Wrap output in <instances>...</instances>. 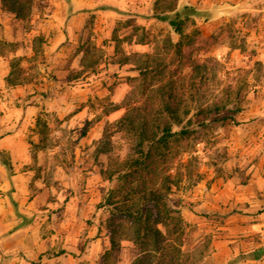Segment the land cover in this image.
I'll use <instances>...</instances> for the list:
<instances>
[{
    "label": "rangeland",
    "instance_id": "rangeland-1",
    "mask_svg": "<svg viewBox=\"0 0 264 264\" xmlns=\"http://www.w3.org/2000/svg\"><path fill=\"white\" fill-rule=\"evenodd\" d=\"M31 3L30 16L20 22L21 40L0 41L7 69L10 58L26 57L19 66L28 80L13 87L6 86L4 78L0 82V118L32 114L30 123H19L21 132L10 144L19 151L0 149V196L6 198L0 239L24 227L47 244L39 257L53 258L54 264H131L138 248L122 239L111 249L104 229L108 213L98 204L117 184L107 178L106 170L131 154L132 137L114 131L109 151L99 155L94 151L107 125L127 108L154 97L151 90L142 92L137 61L144 53H158L170 61L167 39L174 43L179 36L153 15V0ZM184 4L178 2L179 7ZM237 16L234 22L209 29L198 24L196 14L185 29L190 37L194 29L200 32L184 51L206 65L201 103H227L219 119L182 143L170 166L178 179L171 202L181 215L173 242L195 256L200 250L205 256L221 234L218 227L232 222L218 211L195 209L196 192L217 178L231 177L228 148L239 144V124L250 114L264 113V57L258 43L245 41V29L256 26L237 24ZM188 39L182 38L184 43ZM20 44L22 55L17 53ZM33 45L36 53L24 54ZM37 119L44 122V147H36L42 138ZM4 160L10 168L2 164ZM248 176L246 168L240 169L237 180L246 183ZM253 206L254 211L264 210V203Z\"/></svg>",
    "mask_w": 264,
    "mask_h": 264
},
{
    "label": "trees",
    "instance_id": "trees-1",
    "mask_svg": "<svg viewBox=\"0 0 264 264\" xmlns=\"http://www.w3.org/2000/svg\"><path fill=\"white\" fill-rule=\"evenodd\" d=\"M32 0H1V8L18 20L30 16ZM179 0H153L152 13L166 22L179 39L167 45L172 50L170 61L156 53H144L137 61L136 71L141 77L142 92L151 90V101L127 108L112 125H107L95 148V154L110 149V136L114 131H125L132 137L131 154L115 168L106 170L110 181H116L98 204L108 216L104 229L111 244L117 248L122 239L131 240L139 253L131 264H198L204 253L192 255L173 242L181 221L179 209L171 202L173 186L178 181L170 166L182 143L195 138L215 122L227 103L204 105L201 103L202 85L205 83V62L193 58L184 50L192 46L200 32L194 29L191 37L185 29L193 24L197 10L189 5H178ZM189 38L186 43L183 37ZM204 42V39L201 40ZM35 54L37 46H32ZM2 54V52L0 51ZM25 56L8 60L5 85L13 87L28 83L19 62ZM122 62H127V58ZM188 68L183 72V68ZM192 103V106L189 105ZM42 136L36 147L46 146L44 122L36 120ZM2 164L10 168L8 161Z\"/></svg>",
    "mask_w": 264,
    "mask_h": 264
},
{
    "label": "crops",
    "instance_id": "crops-1",
    "mask_svg": "<svg viewBox=\"0 0 264 264\" xmlns=\"http://www.w3.org/2000/svg\"><path fill=\"white\" fill-rule=\"evenodd\" d=\"M181 1V0H179ZM193 6L200 18L198 24L212 29L219 23L234 22L241 26L255 25L253 29H245L246 42L259 44V55L264 57V0H182ZM244 13V14H243ZM243 14V15H242ZM13 14L1 8L0 0V41L16 42L21 40L20 22ZM54 24L53 21H51ZM54 42V41H53ZM23 46L18 45L17 53L22 55ZM29 50L24 54L29 55ZM0 53V82L8 73ZM239 124L242 131L239 144L235 148L229 146L232 170L231 177L217 178L208 188L198 190L195 209L205 212L225 214V219L232 221L229 226H219V234L211 242L207 253L200 264H264V210L254 211L253 205L264 203V113L250 114ZM0 149L17 152L19 149L10 146L11 142L21 132L22 123H30L29 116L18 113L16 116L5 114L0 118ZM253 126L252 130L249 129ZM250 130V135L246 131ZM254 131V133L252 132ZM244 136V138H242ZM247 137V138H246ZM251 138V139H249ZM248 139V141H245ZM251 140V141H250ZM240 147V148H238ZM26 151V146H21ZM236 149V150H232ZM247 169L249 175L246 183L237 180L238 171ZM6 198L0 196V212L3 213ZM249 202V206L246 202ZM223 229V230H221ZM28 228L18 227L9 235L0 239V264H54L53 258H47L41 253L47 247L42 241H37L35 233L29 234Z\"/></svg>",
    "mask_w": 264,
    "mask_h": 264
},
{
    "label": "built area",
    "instance_id": "built-area-1",
    "mask_svg": "<svg viewBox=\"0 0 264 264\" xmlns=\"http://www.w3.org/2000/svg\"><path fill=\"white\" fill-rule=\"evenodd\" d=\"M263 233H264V226L262 227Z\"/></svg>",
    "mask_w": 264,
    "mask_h": 264
}]
</instances>
